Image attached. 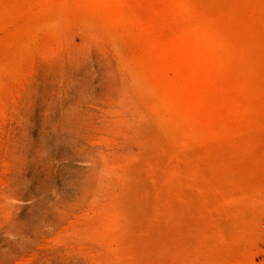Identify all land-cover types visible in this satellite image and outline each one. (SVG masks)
Masks as SVG:
<instances>
[{"label":"rangeland","instance_id":"obj_1","mask_svg":"<svg viewBox=\"0 0 264 264\" xmlns=\"http://www.w3.org/2000/svg\"><path fill=\"white\" fill-rule=\"evenodd\" d=\"M0 264H264V0H0Z\"/></svg>","mask_w":264,"mask_h":264}]
</instances>
